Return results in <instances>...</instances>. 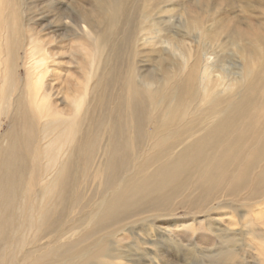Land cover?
Segmentation results:
<instances>
[{
	"label": "bare ground",
	"instance_id": "1",
	"mask_svg": "<svg viewBox=\"0 0 264 264\" xmlns=\"http://www.w3.org/2000/svg\"><path fill=\"white\" fill-rule=\"evenodd\" d=\"M100 1L102 3V0ZM138 2L141 1L137 0L136 3ZM203 2L208 6L207 0ZM136 3L133 7L136 6L137 9L139 6ZM184 3L188 4L189 1ZM141 4L143 6L140 8H144V3ZM104 5L108 19L113 24L114 17L120 13V3L107 0ZM185 6L184 10H187L189 7ZM134 10L132 11L135 13ZM149 11L144 12V15L141 13L143 16L140 14V17L143 25L151 22L152 30H146L147 27L145 29L142 23H139L140 31L135 37V45L159 44L165 45V50L173 47L168 53H171L172 49L178 53L172 51L173 56L178 57V65L164 68L158 64L160 80L140 77L137 72H132V79L128 80L125 88L126 99L119 95L113 109L110 108L112 95H105L108 92L106 84L98 93L100 86L97 83H89L84 92L82 91L83 94L81 89H78V95L68 94V112L59 110L57 101L52 99L51 88L43 84V79L48 78L45 77L49 71L48 57L38 48L28 47L26 50L25 65L29 83L27 82L21 91L13 93V50L11 46H5L4 60L1 61L0 58V66H3L2 83L0 79V116L8 120V125L0 137V236L3 235L6 240L8 232L12 231L19 243L14 247L12 254L0 264L4 261L7 264H106L105 259L112 261L116 258L107 253L109 248L105 244L112 230H121L122 227H119L126 219L140 217L156 210L164 211L173 198L182 195L189 198L193 193H197V196L200 193L202 197L208 198L228 185V193L250 190L249 198L260 196L263 197L260 199L264 203V17L260 16L261 18L256 20L254 14L253 18H249V14L245 23L243 19H229L228 25L225 20L214 19V24L222 25L214 29L211 26L210 32V28L204 29L206 18H202L203 23L200 13L195 14L193 18L188 17L187 23L181 17L184 24V27H181L185 29L183 34H191V37L193 35L192 39L198 38L196 48H200H197L198 52L195 53L194 45L191 47L187 44H171L166 41L167 38L161 41L163 37L160 38L159 34L162 31L157 28L161 27L162 23L153 19ZM161 12L164 13V10ZM84 21L86 23V20ZM128 21L131 24L130 20ZM213 22L210 20L211 24ZM91 29L86 26L82 32L92 43L96 41V28L94 31ZM127 29L125 27L128 34ZM125 32L121 30V35L119 32L118 36L125 35L126 38ZM149 32L154 35L153 38H146ZM123 33L125 34L122 35ZM220 33L225 37L223 44L232 47L237 56L239 64L236 65V73L232 74L228 70H223V73L216 71L217 62L207 53L205 46L208 44L209 47L210 44H204L205 40L212 36L210 42L216 44ZM24 37L25 35L23 39ZM98 38L101 40V37ZM124 42V46L128 44ZM92 45L95 46L94 43ZM130 47L125 50L126 53H132ZM117 48L119 52V46ZM92 52L94 55L86 54L89 55H85L86 58L91 59L100 51L98 52L95 46ZM161 52H164L160 51L162 57H158L166 65L165 60L169 59V54L165 52L168 59L164 60L166 55L163 56ZM169 60L168 66L171 65ZM174 60L176 59L170 61L176 63ZM89 65L91 63L86 64L88 69ZM255 67L258 68L256 73ZM86 69L85 77L88 80L94 72L92 68L87 70L88 72ZM134 78H137L138 82H134ZM74 92L72 93L77 94ZM62 100L66 101L65 97ZM124 101L129 105L128 113L133 123L132 132L128 133L134 136L129 134L127 138L130 141L127 142L119 138L120 121L124 117L121 104L124 105ZM144 120L149 124L147 129L152 127L150 133L143 129L146 126ZM102 139L106 143L105 148L99 144ZM145 142L149 144L146 152V147L143 149ZM140 152L145 154L137 157ZM131 164L133 170L130 172ZM93 172L105 174L103 179L100 177L99 184L102 181L103 183L99 186H104L102 193L106 198L102 202L94 203L97 206L93 207L90 216L88 212L85 218H78L67 224L66 217L70 214H80L81 207H84L80 198L81 192L76 187L83 179L91 180ZM97 179L96 176L94 182ZM24 187H31L29 198L25 196ZM28 199L27 206L25 204ZM22 230L32 231L34 236L31 241L23 242V239L19 238ZM85 230L88 231L83 233ZM48 234L53 242H58L57 246L45 244L48 241L36 245V240L41 241L43 236ZM114 234L113 232L111 236ZM94 235H98V238L94 239ZM2 244L3 242H0V257L5 250ZM25 245L29 248L23 251Z\"/></svg>",
	"mask_w": 264,
	"mask_h": 264
},
{
	"label": "rangeland",
	"instance_id": "2",
	"mask_svg": "<svg viewBox=\"0 0 264 264\" xmlns=\"http://www.w3.org/2000/svg\"><path fill=\"white\" fill-rule=\"evenodd\" d=\"M106 1L107 0H102L101 3L100 0H0V58H2L1 61L4 60L6 54L5 46H11L13 50L12 57L14 71L12 76L14 87L13 93H17L19 90L21 91V89H23V86L29 83V74L25 65V57L27 53L26 50H28L29 48H38L41 49L42 53L44 55H47L48 57L47 69L49 71H47L48 75L47 73L45 74V77L48 76V78H45L46 80L43 79V84L45 87L49 86L51 88L50 93L51 95H53L52 99L57 101L59 110H65L66 112L69 111V106L67 103L69 100L68 94L78 95L80 94V92L83 94L85 87H88L90 84L92 85L94 83H97V85L101 88L97 90L98 93L101 92L102 88L104 89V87L107 86L106 89L108 92L104 90L105 92H107L105 93V95H107L108 97H111L112 95L110 108L113 109L115 107L117 98L120 97L119 95H123L124 100L126 99L125 88L126 84H128L129 82L128 80L132 79V72L134 74H136L137 72L138 74H140V77H150L154 80H160L157 70L158 64L163 65L164 68H171L178 65V57L175 58V56H173V52L175 51L172 49V54L168 53V50L170 51V48L173 47H169L168 50H165L167 49L165 45L162 46L159 44H151V46L153 45L152 47H154L153 50L156 51L155 53V51L151 49L152 47L148 44L145 46H140V43H137L136 45H139H135V37L140 31L139 23H142L143 25V20H141V17L145 14L144 12H146L147 10L149 11L150 8L151 10L149 11V13L152 18L156 20L158 19V21L162 23L161 27L157 28L161 29V31L163 32V34L162 32H160L159 34L160 38L163 37V39L160 40L164 41L165 38L168 39L171 35L173 38L170 36L169 41L166 39L168 43H177L175 45H178V43L182 45L187 44L191 47L194 45L193 48L195 49V53H197L200 48L199 46V48L197 47L198 50H196V46H198L196 44L198 38L196 37L195 39H192V37H194L193 35L191 37V34H183V30L185 29L181 27H184L181 17L187 23L188 17L193 18L195 14L200 13L202 15V22V18H206L205 23L207 24H204L205 26H203L205 30L206 27L208 30V28H210L211 26H213L211 28L214 29V27H219L220 25H222L214 24V19L225 20L226 23L229 19L239 21L243 19V22L245 23V20L248 19L249 14L251 16L249 18H253L254 14V19L256 20L260 19V16H262V18L264 17V8H262L264 7V0H207L208 6L205 2H203V0H165V2H163L164 0L162 2H160L161 0H147V2L145 0H143V2L142 0H139L141 1L140 3H136L137 0H112L119 2V6H121L119 11L121 15L120 13H118L113 19V24L114 21L116 23L114 24L116 25L115 27L108 19V15L106 13L107 9H105L104 5ZM129 1H134V3L132 2L131 4H129ZM183 1H189V3L187 4ZM135 3L136 5L138 4L139 8L140 6H143L141 3H144V8L136 9V6L133 7V4ZM123 4L126 7H124ZM151 4L153 7H155H151ZM185 5H188L189 7L187 10H184V8H186ZM131 6L132 8L130 9ZM258 6L261 8L258 9ZM180 7H182L183 9ZM123 8L125 9L123 10ZM126 8H128L129 11L126 10ZM249 8H251L252 10H250ZM132 10H134L135 13ZM163 10L164 13L161 12ZM198 10L200 11L198 12ZM255 10H257V12ZM258 10L261 11V14H263L260 15ZM127 11L129 13H127ZM168 11L169 13H167ZM131 13H134L133 16ZM90 14L96 16H91ZM129 14L131 17L129 16ZM138 17L140 19H138ZM161 18H165L166 20H159ZM84 20H86V23ZM128 20H130L131 24L128 23ZM167 20H170V22H168ZM210 20L211 22H213L212 24L210 23ZM79 22L80 24H77ZM117 23L120 25H118ZM123 23H127V25L125 24L126 29L127 26H129L126 30H129L128 34L127 32H125ZM148 24H151V22L145 23L143 25L144 28L146 29L147 27L146 30H152V24L150 26ZM86 26L88 29L92 28V31H94L96 28V30L94 31L96 33L95 42L92 41L91 43V41H89L82 32L83 28L86 29ZM113 26L117 29H115ZM119 27L120 29H118ZM211 28L209 32L211 31ZM121 30L122 32L126 33V38L124 35L125 33L122 34L124 36H118L119 32L121 35ZM97 34H101V36ZM103 34H105V36H103ZM164 34L166 37L164 36ZM221 34L222 33H220L219 35V43L215 42L216 44H214V42H210L211 38L213 39L212 36H210L211 38L208 37L207 40H205L204 44L209 43L210 46L208 47V44H206L207 47L205 46V48H207V53L211 55V58H213V60L215 58V61L217 62L218 68L216 71H222L223 73V70H228L232 74L236 73L239 61L237 59V56L234 54V49L230 46H227L226 44H223V40H225V37ZM24 35L25 37L23 39ZM149 35L146 38L154 37L151 32H149ZM98 36L101 37V40L98 38ZM78 37L81 40H78ZM21 38L23 39V41ZM130 38L131 41H129ZM74 39L77 41H75ZM175 40H177L178 42H175ZM123 41L127 42L128 44L124 42V44H126L124 46ZM93 43L96 46L98 52H100L95 54V57L90 56V61L88 58H86V54L90 53L89 55H94L92 52L95 47H92ZM114 44L116 47L114 46ZM204 44L202 43L201 46H203ZM211 44L212 48L210 49ZM122 45L125 47V49ZM117 46H119V52L117 51ZM130 46L132 47V53L129 51H127L126 53L125 50H128V47ZM143 47L145 48L143 49ZM83 48H87V52L86 50L84 51ZM90 48L92 53L90 52ZM157 50L163 51L164 53L161 52L163 56L165 52L169 54V56L165 54L166 58L164 56V60L168 58L170 60L176 59L174 60L176 63L168 59L169 62H171V65L168 66V60H165L167 61L165 65L163 61H160V57L158 56L162 57V55L160 54V51L158 52ZM142 51H146L147 53H143ZM128 52L132 55L130 54L129 56ZM71 54H73V56ZM89 55L87 57H89ZM158 59L160 62H158ZM87 60L90 62H88ZM161 60L163 59L161 58ZM80 62L82 63V65L85 64L83 65L84 67H86V64L88 65V63H91V65L93 66L92 67L91 65H89V69L92 68L94 72L92 76H90L92 78H89L91 81L89 79L87 80V77H85L84 70L88 66L85 69L83 67V72L81 71L82 65H80ZM172 62L174 66L172 65ZM95 65L97 68L95 67ZM89 69L87 68L86 72H88ZM0 70V79L2 83V65L0 66ZM256 71H258V68L255 67L254 73H256ZM81 72H83L84 74ZM82 75L85 77V79L84 77L82 78ZM97 77L99 78L97 79ZM133 80L134 82H138L137 78H134ZM66 85L69 87L68 89ZM78 89H81V91L79 92ZM72 90L77 94H73ZM64 97L66 101L62 100V98ZM59 99L60 102H58ZM125 102L126 101H124V105L123 103L121 104V109L124 113L122 114V116L124 117L120 121L121 130L119 138L120 140H126L127 142L130 141L127 138L128 135L130 134L131 136H133L132 133H128L131 131L133 123L131 122V118L128 113L129 105L127 104V102L125 104ZM144 122V125L146 126L143 125V129H146L145 131H149L150 133L152 127H148L147 129V126L149 124L147 120H144ZM7 125L8 120L4 116H0V137L7 130ZM146 142H148V140ZM146 142L143 146V149L146 147V150L144 149L145 152L147 151V146L149 147V144H147ZM99 144L100 146L105 148L106 143L104 142V139H102ZM145 152H140L137 157L142 156L141 154H145ZM130 166L131 170L129 171L131 172L133 170L132 164ZM92 175L93 178L91 180L84 181L83 179L82 182L77 185L76 188L81 192L80 198L82 199V206L84 207H81L80 214L77 215V213H75L68 215L65 220L67 224L71 223L75 219L85 218L88 212L90 216L93 207L96 208L97 206H95L94 203L102 202L106 198V195L102 193L104 186H99L103 183V181H100L101 183L99 184L100 177L103 179L105 177V174L102 172L95 174V172H93ZM96 176L98 177V179L94 182ZM251 183L253 182L251 181ZM96 185L98 186V188ZM116 185L114 183V186ZM227 187L228 185L220 189L219 192H214L213 195L208 198L202 197L200 193H198L199 197L197 196V193L191 194L193 195H190L191 198L188 196L190 199L187 197L184 198L185 195H182L183 197L179 196L178 198H173L175 201L172 199V204L169 203L171 206L168 205V207L165 208L164 211L163 209L156 210L150 213H146L147 215L144 214L140 215V217L138 216L131 219H126V222L122 223V226L119 227H122L121 230H112V232L111 230H104L105 232L107 231V233L109 231L111 232L109 238L106 239L105 242V244L109 248L107 250V253H111L113 257H116L112 259V261H109L108 259H105L104 261L106 262V264H264V203L261 202L260 199L263 197L258 196L249 198L248 196L250 195V193L248 192L250 190H244V192L242 191L240 193L230 191V193H228ZM116 188L117 186L114 187V189ZM30 189L31 187H24V190L26 191L25 196L28 198V193L29 191H31ZM200 197L202 199L204 198L205 200H202ZM186 199H188L189 201ZM28 204L29 199L25 205L28 206ZM154 216L157 218H155ZM65 228L66 226L64 225V229ZM87 231L88 230H85L83 233ZM113 232L120 235L115 236L114 234L113 236H111ZM33 236L34 235L30 230H22L19 233V238H22L23 242L24 240L31 241ZM50 236V234L44 235L41 241L36 240V245L48 241V243L45 244H49L50 246H57L56 243L58 242H53L49 238ZM93 238H98V235H94ZM0 242H3L2 245H4L5 249L3 252V256L0 257L1 262L3 260H6L7 257L12 254L14 247L19 243V239L17 238V236L13 235L12 231H9L6 240H4L3 235L0 236ZM28 248L29 246L25 245L23 247V251L27 250ZM89 249L91 248L89 247ZM3 264H7L6 261H4Z\"/></svg>",
	"mask_w": 264,
	"mask_h": 264
}]
</instances>
